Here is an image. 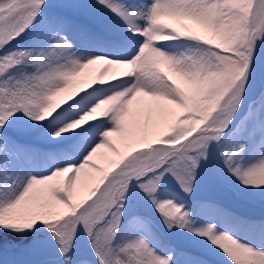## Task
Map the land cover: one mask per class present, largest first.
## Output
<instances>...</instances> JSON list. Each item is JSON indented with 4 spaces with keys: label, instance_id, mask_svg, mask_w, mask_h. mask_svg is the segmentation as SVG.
Returning <instances> with one entry per match:
<instances>
[{
    "label": "snow or ice",
    "instance_id": "1",
    "mask_svg": "<svg viewBox=\"0 0 264 264\" xmlns=\"http://www.w3.org/2000/svg\"><path fill=\"white\" fill-rule=\"evenodd\" d=\"M99 3L121 17L127 30L107 32L106 43L112 49L109 55L80 56L70 38L69 22L62 17L47 18L35 45L10 47L41 24L46 0H0V228L44 237L48 236L46 226L66 264L73 260L81 227L88 233L100 264H173V254H160L144 234L116 245L126 193L133 181H138L169 229L177 222L175 218L185 221L180 223L181 228L188 227L190 213L185 205L160 200L155 193L168 172L177 176L185 191H192L196 170L201 158H208L210 143L220 141L233 123L246 94L258 41L264 40V0ZM166 16L196 19L211 36L174 27L165 22ZM235 21H239V31L233 29ZM174 37L194 38L203 44L191 49V54L177 56L161 43ZM147 52L164 56L171 67L141 66L134 72L121 71L117 79L107 83L93 82V78L86 89L69 92L54 101L70 78L88 65L104 58L136 64ZM163 66L169 71H164ZM186 85L195 86L194 94L186 90ZM140 93L154 99L142 101L141 112H132L129 105ZM113 94L120 95L119 102L107 113L90 118L94 106ZM254 103L264 108V94ZM179 110L198 119L183 126ZM126 116L132 126L121 139L128 144L131 158L107 183L105 171L95 187L77 199V178L86 166L97 167L93 158L103 155L102 149L117 148L113 137L125 132ZM29 118L39 122L37 128L18 130L17 139L20 134H38L42 138L39 146L13 140V123L29 122ZM173 118L177 122L170 126L172 134L162 137L158 146L153 147L149 139L153 124ZM200 124L204 127L192 135ZM245 129L242 121L237 131ZM186 136L191 138L181 143ZM137 144L146 147H136ZM245 147L241 143L231 154L225 152V162L245 185L264 186L260 179L264 175V158L248 168L235 161ZM21 156H27L39 168L38 174L28 172L26 180L15 175L16 161ZM181 162H190L186 175L177 172ZM113 163L120 164V160ZM53 205L62 207L57 209ZM190 230L209 237L233 264L264 261V248L245 244L228 231L219 232L216 224ZM229 238L235 241V248L225 243Z\"/></svg>",
    "mask_w": 264,
    "mask_h": 264
},
{
    "label": "rangeland",
    "instance_id": "2",
    "mask_svg": "<svg viewBox=\"0 0 264 264\" xmlns=\"http://www.w3.org/2000/svg\"><path fill=\"white\" fill-rule=\"evenodd\" d=\"M121 1L125 2L126 4L136 5L142 4L144 2L143 0ZM46 2L48 5H46V7H44L42 10L40 18L41 24L33 32L27 34L36 35L33 45L38 42V34L43 31L44 22L49 17H62L69 22L70 38L73 41L75 50L78 51L82 47H85V40H89L90 38L97 43L107 44V32L117 31L115 28L111 27L112 22L108 21L109 19L107 16H105V11H108L109 14H111L110 10L104 5H101L99 0H46ZM54 4L61 8H67V10L60 11L49 6ZM166 19L165 22L173 24L174 27H180L182 30L191 29L196 31L198 34H204L209 37L211 36V33L203 27L200 21L191 17L170 16L167 20ZM185 26H187V28H185ZM161 43L168 45L172 49H177L182 55L185 53L191 54V49L203 44V42H199L194 38L188 37H174L170 41ZM25 45L26 43L24 40L20 38L14 41L10 47L25 48ZM101 63L102 65H100L98 71H93L89 68V66H87L72 76L65 90L57 93V95L53 98L54 101H58L61 98L66 97L67 93L69 92L76 93L89 87V82L93 78L97 77L99 72L104 67L105 62ZM262 64L264 67V62H262ZM163 70L169 71L167 66H163ZM263 74L264 71H262V75ZM186 90L189 91L190 94H194L195 86L186 85ZM256 92H258V94L252 98V100L248 101V105L245 108L242 117L238 120V124L234 126V131L231 138L229 140L224 139L220 141H212L208 149V158H201L199 165L200 171H203V174L206 175L205 177L202 176V178L208 183L212 185L216 184L217 182L235 184V188L238 190V193L243 194L246 198L245 200L249 201V208L246 207L242 209L236 203L228 204L222 202L214 193L212 194L204 192L203 190L201 191V184L199 183L201 177L198 176L193 183L192 191L187 192L181 186V182L177 176L173 175L171 172H168L160 181L159 188L155 193L158 199L174 200L179 204H184L185 207L188 200H199V204L189 212L190 215L186 220L188 227L181 228L179 226L180 223L185 221H182L179 218H175L177 222L174 224V226L179 229V235L182 236V239L191 251L176 252L168 242L163 240L157 231L158 227H155V225L159 222L161 226L168 227L167 223H165L163 215L156 209L151 197L140 187L139 183L136 188H134L135 193L140 196V199L144 204L150 206L152 213L154 216H156V220L145 213H142L141 211L138 212L137 209H134L124 203L125 211L116 239L117 246L134 241L140 234H144L151 240L152 245L160 254H173V264H233L226 253L219 246L214 245L209 237L200 235L198 232L190 230V228H204L208 224H216L217 231H228L233 236H235L236 233L241 232L237 230L248 228V235L246 236L245 240H239L245 244H251L257 248H264V243L262 242V238H264V215L261 213L256 214V212L252 210V208L255 206H259L262 210H264V191L259 190L260 188H264V186L245 185L241 179L230 170L228 164L225 162V156L223 155L225 152L231 154V152L238 148L241 143H244L246 144V147L237 153L235 157L236 163L241 164L244 168H248L257 164L262 158H264V150H261L257 147L259 134L264 130V108H259L258 104L254 103L257 101L258 97L264 94V86H262L260 90L258 89ZM142 110L143 109L141 108L136 112H141ZM179 117L183 118L179 120L183 126H188L193 119H198V117L187 116L185 110H179ZM155 119L156 118H154V120ZM242 121L245 123L246 129L243 132H238L237 129L241 126ZM176 122L177 118L155 122L149 133V139L152 141V145L160 142L162 137L171 135L172 131L170 126L172 123ZM38 124L39 122H31V118H29V122H25L23 120L15 121L11 126L13 140L23 145H41L42 138L38 134H33L31 136L20 134L17 139L18 130H21V132L24 130H34L37 128ZM131 126L130 119L125 118V132L116 133L113 137L117 144V148L102 149L101 153H103V155L98 154L93 158L97 167H93L92 165L86 166V168L80 173L76 180L77 199L87 195L91 189L95 187L99 177L102 176L105 171L108 173L113 167L119 166L120 168L123 166V163L127 162V159L131 158L130 155H128L130 151L128 144L123 142L121 139L122 136L128 134ZM201 126H203V124H200L198 127H196L192 135L195 134L196 131H199ZM190 137L191 136H186L185 140H182L181 143L186 142V140ZM141 146L146 147V145H136V147ZM134 150L135 149L132 150L133 154ZM114 160H120V164H114ZM169 166L170 165H165V167ZM16 167L17 171L15 175L25 180L27 179V176L25 175L26 173L32 172L34 174H38L39 172V168L30 162L27 156H21V158L16 161ZM162 170L163 169H161V171ZM177 172L183 171L177 168ZM13 186H15V183ZM37 195L41 194L37 193ZM53 207L58 209L62 206L53 205ZM3 235L9 240V242H11V244L21 241V238L14 239L12 236L10 238L5 234ZM3 244V247H0V249H10L9 245L6 243ZM16 251L17 250L14 249V244H12L13 258H16L15 256L18 255L25 261L29 260L28 255L24 254L23 251H17V253H15ZM23 264L29 263L25 262ZM42 264H66V261H64L62 258H54L53 260L44 262ZM71 264L95 263L92 262L88 257H85L81 252L76 251L73 253V260Z\"/></svg>",
    "mask_w": 264,
    "mask_h": 264
},
{
    "label": "trees",
    "instance_id": "3",
    "mask_svg": "<svg viewBox=\"0 0 264 264\" xmlns=\"http://www.w3.org/2000/svg\"><path fill=\"white\" fill-rule=\"evenodd\" d=\"M46 5L48 3L46 2ZM53 9H57L60 11H65L67 8H61L57 5H49ZM36 35H25L21 39L24 40L26 43V47H31L35 41ZM25 47V48H26ZM262 62H264V40L258 41V48L255 51L254 54V62L249 70V83L246 87V94L243 99V102L241 104V107L239 111L237 112V115L233 121V123L230 125L229 130L227 131L226 135L221 138V140L227 139L229 140L233 134V128L235 125L238 124V120L242 117V114L245 110V108L248 105V101L252 100L258 92H256L258 89L262 86H264V74L262 75V71H264V67ZM201 126V128H203ZM195 135V134H193ZM191 138V137H190ZM189 138V139H190ZM160 142H157L156 144L152 145L153 147L158 146ZM190 162H181L180 166L178 167L179 170L183 171L185 174H187V166ZM168 166V165H166ZM119 170L118 167H113L111 170L107 173V177L104 180V183H107V179H110L111 176ZM197 176L201 177L199 180V183L201 184V191L208 193H214L218 199H220L222 202L228 203V204H237L242 209L248 207L249 201L245 200L243 194L238 193V190L235 188V184H230L226 182L216 184H210L205 179L202 178L206 175L203 174V171H200V166L197 168ZM138 181H133V183L130 185L128 192L126 193V200L124 203L126 205L131 206L134 209H137L138 212L141 211L142 213H145L146 215L152 217L154 220H156V216L152 213L150 206L147 204H144L140 196L135 193L136 186L138 185ZM197 183V182H196ZM100 187H103V184H100ZM235 188V189H234ZM96 194H99V189L96 190ZM94 198V197H90ZM199 200H188L186 203V209L188 212L192 211L199 203ZM249 208V207H248ZM253 211L257 213H261L264 215V210H262L259 206H255L252 208ZM155 227H158V233L163 238L164 241L168 242L172 247L174 251H191L189 247L185 244L184 240L182 239V236L179 235V229L176 226H173L172 230H169L168 227H163L158 222L156 223ZM0 231L5 234L6 236H11L14 239L21 238V241L12 243L14 244V249H16L18 252H22L26 255H28L29 260H24L20 256L16 255V258H13L12 255V244L9 242L8 239L4 237V235L0 232V247H3V243H6L9 245L10 249H0V264H23V263H29V264H40L44 263L46 261L53 260L54 258H63V256L58 252V246L55 244V241L53 239H50L51 232L48 231L47 227H44V231L48 232V236L44 237H37V236H29L24 233H18V232H9L5 229L0 228ZM17 251L15 253H17ZM79 251L81 252L85 257H88L92 262L95 264H100L99 259L96 257L95 250L92 247V241L90 237L88 236V233L81 227V229L78 232L77 238L75 240L73 253ZM11 252V253H10ZM10 256V258H9ZM13 258V259H12ZM65 261V260H64Z\"/></svg>",
    "mask_w": 264,
    "mask_h": 264
},
{
    "label": "clouds",
    "instance_id": "4",
    "mask_svg": "<svg viewBox=\"0 0 264 264\" xmlns=\"http://www.w3.org/2000/svg\"><path fill=\"white\" fill-rule=\"evenodd\" d=\"M233 29L235 31H239V21H235L233 23ZM103 61L105 62L104 67L99 72L98 76L94 78L93 82L107 83L110 80L117 79L118 73H120L121 71L125 73L134 72L138 67L141 66L168 65L169 67H171V65L164 56L153 52H147L143 60H141L139 63L136 64H129L119 61H109L107 58H104ZM89 86H91V83L89 84ZM119 100H120V95L113 94L112 96L99 101L97 105L94 106L90 118H95L98 114L107 113L115 104L119 102ZM260 179L264 180V175H261ZM225 243L230 248L236 247L235 241L231 240L230 238L227 239ZM250 264H264V261H252L250 262Z\"/></svg>",
    "mask_w": 264,
    "mask_h": 264
},
{
    "label": "bare ground",
    "instance_id": "5",
    "mask_svg": "<svg viewBox=\"0 0 264 264\" xmlns=\"http://www.w3.org/2000/svg\"><path fill=\"white\" fill-rule=\"evenodd\" d=\"M117 2H122V1L121 0H117ZM123 3H125V2H123ZM104 11H105V9H104ZM111 14H109L108 11L107 12L105 11V16H107V18L109 19L108 21L112 22L111 23V27L115 28L117 30V32L126 31L127 30V25L122 20V18L119 17L115 13L111 12ZM168 17H170V16H166V17H164V19H166V18L168 19ZM110 30H112V29H110ZM85 41H86L85 47H82L77 52V54L80 55V56L109 55L112 52V49L105 43L104 44L97 43V42L93 41L91 38L89 40L87 39ZM168 50L170 52L174 53L177 56H182V54L175 48L172 49V48L169 47ZM95 53H97V54H95ZM101 62H104V61H97L96 63H94L92 65H88V66L93 71H98L100 65H102ZM153 99L154 98L147 96L145 93H140V94H138L136 100H134L132 102V104L129 105V107H130L131 111H135L136 112V111L140 110L141 108L143 109L144 105H143L142 101H152ZM127 118H129V117L126 116V119ZM245 132H247V131H245ZM257 147L259 149H261V150L262 149L264 150V130L261 131L260 134H259V138H258V141H257ZM237 231H241V232L236 233L235 237H237L238 239L245 240L246 236L248 235V228L242 229V230H237ZM262 242L264 243V238H262Z\"/></svg>",
    "mask_w": 264,
    "mask_h": 264
}]
</instances>
